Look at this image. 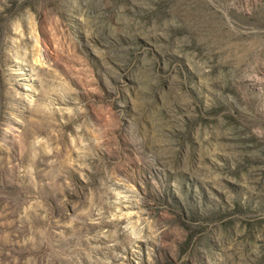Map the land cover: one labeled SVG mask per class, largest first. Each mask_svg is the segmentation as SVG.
<instances>
[{"label": "rangeland", "instance_id": "obj_1", "mask_svg": "<svg viewBox=\"0 0 264 264\" xmlns=\"http://www.w3.org/2000/svg\"><path fill=\"white\" fill-rule=\"evenodd\" d=\"M0 264H264V0H0Z\"/></svg>", "mask_w": 264, "mask_h": 264}]
</instances>
